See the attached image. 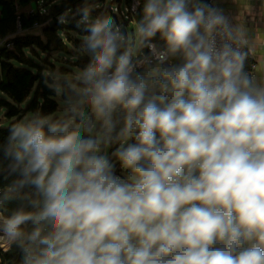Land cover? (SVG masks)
I'll list each match as a JSON object with an SVG mask.
<instances>
[{
  "label": "clouds",
  "instance_id": "clouds-1",
  "mask_svg": "<svg viewBox=\"0 0 264 264\" xmlns=\"http://www.w3.org/2000/svg\"><path fill=\"white\" fill-rule=\"evenodd\" d=\"M226 28L207 5L146 0L139 35L159 34L184 63L163 72L171 99L145 103L128 54L116 56L111 19L87 27L85 91L106 128L119 106L123 131L135 129L134 142L115 153L129 175H117L98 139L72 119L19 120L5 156L42 206L0 216V241H26L24 264H264V85L244 71L247 54ZM28 222L35 226L26 233Z\"/></svg>",
  "mask_w": 264,
  "mask_h": 264
},
{
  "label": "trees",
  "instance_id": "trees-1",
  "mask_svg": "<svg viewBox=\"0 0 264 264\" xmlns=\"http://www.w3.org/2000/svg\"><path fill=\"white\" fill-rule=\"evenodd\" d=\"M33 0H0V39H6L13 43V47L0 45V112L4 111V117L10 121L8 124L0 121V211L7 216L13 212L24 208L25 210L38 213L40 208L32 207V201H41L42 196L34 186L25 184L20 185L23 179L19 169L13 171V161L5 156V149L9 145L10 129L21 119L26 113H32V117L37 114H48L55 121H67L61 119L56 112L59 110V101L57 100L58 90L54 86L55 83L60 84V92L62 97L71 102H76L82 99L85 94L75 88L70 87V83H74L73 78L60 76L54 79L47 74L46 69L53 65L47 61V54L53 49H59L56 42L61 43V38L56 35L58 26L62 23L58 22L59 16L61 18L67 17L78 7L84 0H60V2L53 4L47 12H40V9L30 10L29 12L21 11V8L32 3ZM204 2V0H197V2ZM146 0H141V4L133 20L135 26L138 28L143 20V5ZM107 15V14H106ZM83 15H80L82 17ZM118 21V18L113 15ZM99 19L107 18L99 14ZM60 18V19H61ZM55 23V26L52 25ZM95 21L83 22L79 24L69 18L66 28H74L76 24L81 35H89L86 30L89 25ZM75 23V24H74ZM58 24V26H56ZM22 30L18 32V27ZM43 27L44 37L41 34L31 33L37 27ZM75 29V28H74ZM113 29V27H112ZM134 28L132 29L133 32ZM74 43H79L80 38H71ZM138 49L146 42L138 33ZM158 47L167 51V45L164 40L157 34L151 39ZM118 43V42H117ZM123 48L118 49L119 56L127 53L126 41ZM61 45V44H60ZM119 45V43L117 44ZM42 49L44 56L40 55ZM37 49V50H36ZM122 50V51H121ZM29 51L30 53H28ZM168 53V52H167ZM40 58L44 60H36ZM169 64H152L138 72L132 74V78L142 80L146 85L145 103L153 100L159 96H165L166 100L171 99V94L164 92L161 88L166 80L163 72L169 67H176L184 63L182 55H171L168 53ZM67 70V69H66ZM62 68V74L66 71ZM66 71V72H65ZM159 104L160 101L156 99ZM78 114V112H76ZM113 122L111 129H103V133L109 137L111 149L117 150L134 142L135 129L131 132H124L125 128V112L119 106L112 113ZM31 117V118H32ZM16 118V120H12ZM30 118V119H31ZM101 125V124H100ZM101 127V126H99ZM82 136L83 133H81ZM86 138V137H85ZM35 225L28 222L23 225L25 232H30ZM47 230V225L41 224ZM28 247L27 242L12 243L8 250H0L1 264H24L25 249Z\"/></svg>",
  "mask_w": 264,
  "mask_h": 264
},
{
  "label": "rangeland",
  "instance_id": "rangeland-1",
  "mask_svg": "<svg viewBox=\"0 0 264 264\" xmlns=\"http://www.w3.org/2000/svg\"><path fill=\"white\" fill-rule=\"evenodd\" d=\"M112 0H84L81 4H78V7L73 9V13L67 16L69 18H72L75 22L78 23V28L80 26V22L82 20V17L79 18L80 15H84V11L87 10L88 12V20H91L93 18H96L99 14H102V16H106L107 18L111 19L112 21V27L114 31H116V18L113 16L112 13L102 10L101 7L102 4L104 6H108ZM60 2V0H33L32 1V7L31 9L37 10L40 9V12L44 13L47 12L50 7ZM29 9L26 8L25 12H29ZM45 9V11H43ZM107 14V15H106ZM59 16L58 22L62 23L60 26L58 24L56 26L60 27L57 30L56 35L61 38V43L56 44L59 46V49H53L50 53L47 54V61L45 63H48L50 61L53 65V68L50 65L49 69H46V73L52 76L55 80L58 79L60 76H66L69 78L74 79V83H70V87L75 88L76 90H79L81 92L85 91V84L83 82V74L85 70L87 69L88 65L91 63L92 60V53L87 49L86 45V35H81L80 31L75 23L74 28H66V24H68L69 18H61ZM84 21V20H82ZM86 23V22H85ZM52 25L55 26V23L52 22ZM22 30L20 27H18V32L21 33ZM31 33L35 34H41V36L44 37L43 33V27H37L35 28ZM71 38H80L79 43H74ZM1 41V40H0ZM126 48L128 51L135 52L138 49V28L135 26L133 32L128 31L126 36ZM118 49L123 48L124 44L121 42H118ZM117 43V44H118ZM1 44V42H0ZM61 44V45H60ZM37 50V49H36ZM40 52L42 56L45 54L43 53L42 49H40ZM122 51V50H121ZM30 53L29 51H27ZM119 54H117V57ZM36 60H40V62L44 61L40 58H36ZM62 68L67 69L65 75H61ZM54 86L57 88V100L59 101V110L56 112V114L61 119H72L73 124L72 127L79 126L81 133L85 135L86 138L91 136L94 139H98L99 141V149L100 154L106 155L109 160L115 165V171L116 174L121 176L122 178H127L129 175L128 171L122 169L115 153L117 150H112L111 145L109 142V137L106 136L103 133V129L106 127L103 124V120L98 118L95 113L93 112L91 105L89 103V97L88 95L84 96L82 99L77 100L75 103L71 101L65 100L60 92V84L55 83ZM78 112V114L76 113ZM32 117V113H26L21 119L28 118L30 119ZM19 119V120H21ZM12 120H16V118H13ZM18 120V121H19ZM0 121L1 123L8 124L10 121H8V118L4 117V111L0 112ZM17 121V122H18ZM111 121L113 122V115L111 114ZM101 124V125H100ZM101 126V127H99Z\"/></svg>",
  "mask_w": 264,
  "mask_h": 264
},
{
  "label": "built area",
  "instance_id": "built-area-1",
  "mask_svg": "<svg viewBox=\"0 0 264 264\" xmlns=\"http://www.w3.org/2000/svg\"><path fill=\"white\" fill-rule=\"evenodd\" d=\"M140 4H141V0H112L108 6H104L102 4V6L99 7L104 11L112 13L118 18V21H116V24H117L116 31L112 29L114 34L117 37V42H124L126 40L128 31H132V30H129L131 24H133L135 27L133 17L137 13ZM205 5H207L211 9L216 10V12L219 15H222L216 8L215 0H204V2L202 1L197 2V0H189V10L190 11L195 7H203ZM43 11H45V9H43ZM83 16H82V20H83ZM96 19H99V17L93 18L91 20L83 21V22L95 21ZM225 23L227 25V28L224 29V33L228 34L230 37L228 39V42L232 44L233 48L239 50L242 53H246L247 54L246 58H248L249 48H248L247 42L244 41L242 38L236 36L226 21ZM121 25H124L126 27V33H122L120 29ZM213 35L216 36V39L218 41L223 38V36L221 35L220 28L216 29V32ZM0 40H1L0 45H4L7 47H13L12 42L6 39H0ZM150 44L154 45V47L150 48L149 47ZM127 54L130 58V63L133 69L132 74L152 64L159 63V64H164L166 66L169 64L167 51L163 48L158 47L157 44L152 40L146 41L140 49H137V51L135 52L128 51ZM161 57L163 58L161 59ZM254 68H255V65L251 64L250 69L246 71L244 70V71L250 77L253 78L255 75Z\"/></svg>",
  "mask_w": 264,
  "mask_h": 264
},
{
  "label": "crops",
  "instance_id": "crops-1",
  "mask_svg": "<svg viewBox=\"0 0 264 264\" xmlns=\"http://www.w3.org/2000/svg\"><path fill=\"white\" fill-rule=\"evenodd\" d=\"M215 4L234 34L248 44L249 55L244 61V70L254 64L253 79L264 85V0H215ZM30 6L31 3L21 11L25 12ZM0 216L7 217L2 211ZM11 245L0 241V250H8Z\"/></svg>",
  "mask_w": 264,
  "mask_h": 264
},
{
  "label": "water",
  "instance_id": "water-1",
  "mask_svg": "<svg viewBox=\"0 0 264 264\" xmlns=\"http://www.w3.org/2000/svg\"><path fill=\"white\" fill-rule=\"evenodd\" d=\"M134 28V25L131 24L129 30H132ZM122 33H126V27L124 25H121L120 27Z\"/></svg>",
  "mask_w": 264,
  "mask_h": 264
}]
</instances>
